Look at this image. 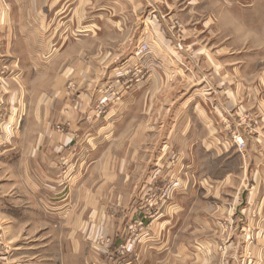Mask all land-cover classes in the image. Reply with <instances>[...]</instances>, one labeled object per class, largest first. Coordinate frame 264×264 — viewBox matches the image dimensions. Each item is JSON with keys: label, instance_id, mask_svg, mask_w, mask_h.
Here are the masks:
<instances>
[{"label": "crops", "instance_id": "1", "mask_svg": "<svg viewBox=\"0 0 264 264\" xmlns=\"http://www.w3.org/2000/svg\"><path fill=\"white\" fill-rule=\"evenodd\" d=\"M5 1L30 3L29 9L19 5L8 17L24 22L32 16L30 23L17 25L14 42L23 53L19 63L28 60L23 64L33 75L31 81L44 82L45 88L37 98L24 91L26 103L19 106L21 135L13 159L18 163L22 195L17 205L2 197V209H17L22 225L45 219L49 226L71 227L85 224L84 211L97 210L92 219L111 228L112 218L105 214L106 195L119 197L120 213L127 209L126 195H132L135 204V196L153 180L155 166L169 161L164 152L171 143L180 161L193 156L197 162H208L210 168L198 180L195 176L197 200L189 204L185 177H178L176 200L163 205L164 213L156 221L165 227L161 241L159 234L146 239L151 248L145 250L148 258L160 257L157 264H219L221 258L226 264H264V0H187L176 12L173 0ZM151 7L157 12L151 31L156 41L147 29L141 31L149 38L151 51L138 57L136 15ZM175 16L183 22L184 36L177 31L172 43L164 35L173 34L170 20ZM133 33L135 40H131ZM215 34L222 40L210 38ZM139 62L150 73L144 80L135 81L120 71ZM188 69L200 79H194ZM110 85L118 88L119 99L107 105L106 113L89 120L97 115L93 105ZM246 112L259 114L262 122L240 151L229 136L233 128L223 119L234 123ZM150 113L172 114L167 145L162 144L156 157L150 151L156 135L152 130L163 129L165 122L157 126ZM58 123L66 126L65 133L52 130ZM64 178L74 182L64 185ZM75 190L98 197L90 202L91 197L84 196L83 212L72 220L68 210ZM187 209L193 211L189 216ZM189 217L194 224L191 230L209 235L187 240ZM118 221H114L117 228ZM232 224L242 231L253 225L254 239L228 232ZM67 237L79 246L73 233ZM225 242L232 248H222ZM63 254L72 253L57 251L48 257ZM131 257L133 264L138 263L134 259L139 254ZM27 262L23 260L31 264Z\"/></svg>", "mask_w": 264, "mask_h": 264}, {"label": "rangeland", "instance_id": "2", "mask_svg": "<svg viewBox=\"0 0 264 264\" xmlns=\"http://www.w3.org/2000/svg\"><path fill=\"white\" fill-rule=\"evenodd\" d=\"M173 1L176 6L172 9L176 12L179 8L183 7L184 2L187 0ZM22 4L25 5L26 9L30 8V3H17L13 1L8 2L0 0V264H23V260L28 261L31 264H50L53 260L54 263L59 262V264L62 261L68 262V264H75L76 262V264H81L80 260L83 261V259L84 261L86 260V264H131L133 261L131 256L134 254H139V258L135 257L134 259L135 262H138L136 264L159 263L161 261L160 257L148 258L147 252L151 250V248L149 247L150 242L148 240L146 241V239L149 238L151 234H159L161 241L163 233H165V227L161 228V225L156 223V221L157 219H161L160 217H162L164 213L163 208L165 206L163 205L175 202L176 200L175 192L177 187H174L175 182L178 181V177L181 179L185 177L186 188L184 195L186 197V203L189 204L197 200V194H194L195 190L193 189V185H195V176H197L196 180H198V177L207 174L206 172L210 168L208 162H197L193 159V156L191 159L187 157L185 161H180L177 158L178 149L171 143H168L164 152L165 155H169V161L164 159L155 166L153 180L145 191L135 196L137 200L135 204L132 203L130 199L132 195H126L128 201L124 200V203L127 204V209L125 211H121L120 213V208L117 204L119 197L112 194L106 195L105 198L108 209L105 210V214H107L109 219L112 218L113 223L111 228H109L107 224H97L92 219L96 212H98L97 210L84 211V213H86V217L84 216V218H86L85 224L82 226L75 225L71 227V225L49 226L46 224L48 221L45 219H39V221L28 220L29 222L27 223H29V225H22L17 221V209L13 211L11 210V212H6L2 209L4 206L2 197L7 196L9 198H7V202L17 205L18 198H21L20 196L22 195L21 190L19 189L20 176L18 173V163L13 161V159H16L18 147L17 139L21 135L19 122L22 119L19 106L26 101V99L23 101L25 94L24 91L28 90V93L34 94L35 98H37L44 90L43 88H45L44 82L31 81L33 75L28 73L30 70L23 64L28 60L21 59L22 65L19 63L20 60L18 58H23V53L16 48L17 46H15L14 42L17 41L18 36L17 25H26V23H30L33 19L31 16L29 17L30 19L26 18L23 22V18H9L8 13L10 12L11 14L13 11L16 12L18 8L22 7ZM81 6L82 5L80 3L78 9L81 8ZM156 13L155 9H152L151 7L150 10H146L145 12H141L136 15L137 18L135 22L137 21V23H134V27L137 28L136 35L140 38L138 41L140 44L135 50V55L138 57H145L147 53L151 51L149 38H147L144 33L141 35L140 32L147 29V32L153 36L151 31L154 27L153 24L156 22L153 19L157 20ZM189 20L192 21V17ZM170 21L171 24H173L174 32L173 34L167 33L164 36H166V39L172 41L173 43V41H175V35L180 33V36H184V28L183 22L178 16H175V18ZM177 31L179 33H177ZM218 35H210V38L222 40ZM130 36L131 40H135L134 33ZM157 36L158 38L160 37V35ZM186 38L191 39L193 36H188ZM186 38L185 40H188ZM150 39H152V37ZM155 39L156 38L153 36V41H156ZM205 40L208 41L209 36ZM24 71L27 73L25 74ZM120 71H123L124 76L128 75L135 81L144 80L148 78L150 74L148 69H146L140 62L123 66ZM187 72L191 74L194 79H200L190 69H188ZM171 74L174 76L173 72ZM173 79L174 78H171V80ZM205 79L206 78H202L201 80L207 85L208 82H205ZM67 88L68 92H70L72 86L68 84ZM117 90L118 88L114 87V85H110L104 90L102 97H100L93 105V110L96 111L97 115H93L92 118L87 115V117L91 118L89 120L106 113L108 109L106 106L103 107L104 110L101 113L98 112L97 108L99 106V101L103 98L105 93L112 94L115 91L120 95ZM247 116L251 117L252 121L245 122L244 118ZM140 117L143 120L145 119L143 114ZM149 117L151 121L157 123V126L158 124L165 122V127L164 124L162 126L164 127L163 129L152 130V134L156 131V135L153 137L150 151L151 155L156 157L164 147L162 144H165V138L167 137V125L172 118V114L150 113ZM261 122V116L252 112L240 114L235 118L234 123L227 117L226 119H223V123H225L226 126L228 125L229 129L233 128L229 134L233 141V133H242L246 126L255 131L257 127L261 126ZM52 130L59 133H65L66 126L61 123L54 124ZM173 133L174 132L172 131L171 134L173 135ZM165 145H167V143ZM8 149L11 150L10 153L7 152ZM238 150L240 149L238 148ZM2 152H4V157H1ZM219 165H221L220 162H218V167ZM72 182H74V179L70 180L64 178L63 184L67 185ZM58 195L61 196L60 194ZM86 195L87 194H83L80 190H75L72 194V209L68 210L71 211V213L69 212V216L72 220H76L81 216L83 212L81 207L84 205L83 201L84 196ZM87 196L91 197L90 202L97 200L98 197L97 194H90ZM27 197L29 196L27 195ZM191 213H193L192 210H186L187 216ZM7 215H9V217ZM115 219H120V221H118L120 224L118 228L114 223ZM190 219L191 218L189 217L185 220V236L187 240L192 238L194 235H209V233H205L206 231H202L200 233L198 231L191 230L193 229L194 224L193 222L191 223ZM71 228L72 230H70ZM227 231L233 234L241 233L244 235V239L248 241H252L256 235L255 227L253 225H246L245 229L242 231L241 229L237 230L236 226L232 224V226H228ZM227 231L223 230L222 232L223 234H226L228 233ZM70 233H73L74 238L78 240L79 246L76 247L75 242L72 243L68 240L69 236L67 237V235ZM171 233V231L168 232V234ZM174 237H176V235ZM171 241H173L172 238L170 240V244L172 246L174 243ZM71 243L73 244V247ZM226 245L228 247L227 250L232 248L230 243L226 244V242L222 245V248L225 249ZM224 249L222 252H227V250ZM35 250L39 252H37L38 255L33 259ZM57 251L62 253L70 252L72 254H63L64 256H59V258L48 257V254L57 253ZM67 255L69 256L67 257ZM218 263L226 264V259L221 258V261Z\"/></svg>", "mask_w": 264, "mask_h": 264}, {"label": "built area", "instance_id": "3", "mask_svg": "<svg viewBox=\"0 0 264 264\" xmlns=\"http://www.w3.org/2000/svg\"><path fill=\"white\" fill-rule=\"evenodd\" d=\"M119 97H120V95L115 91L112 94H106L105 93L103 98H101L99 101V106L97 108L98 112L101 113L104 110L103 107H105V106L107 107V105L110 101L119 99ZM244 121L245 122L252 121V118L247 116L244 118ZM253 132H254L253 129H250V128H248V126H246L245 130L242 133L241 132L233 133L234 142L240 150H243V148L246 146L247 139ZM248 238H249V236H248Z\"/></svg>", "mask_w": 264, "mask_h": 264}]
</instances>
